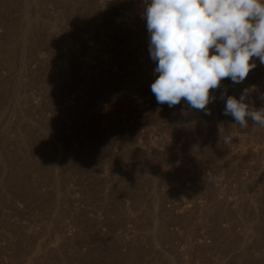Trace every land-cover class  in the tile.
Masks as SVG:
<instances>
[{
	"label": "rangeland",
	"instance_id": "rangeland-1",
	"mask_svg": "<svg viewBox=\"0 0 264 264\" xmlns=\"http://www.w3.org/2000/svg\"><path fill=\"white\" fill-rule=\"evenodd\" d=\"M149 2L0 0V264H264V64L158 104Z\"/></svg>",
	"mask_w": 264,
	"mask_h": 264
},
{
	"label": "clouds",
	"instance_id": "clouds-1",
	"mask_svg": "<svg viewBox=\"0 0 264 264\" xmlns=\"http://www.w3.org/2000/svg\"><path fill=\"white\" fill-rule=\"evenodd\" d=\"M144 16L158 104L183 100L207 114L222 80L242 83L257 66L254 58L264 64V0H150ZM246 95L227 96L223 114L241 128L249 120L264 128V107L250 106Z\"/></svg>",
	"mask_w": 264,
	"mask_h": 264
}]
</instances>
